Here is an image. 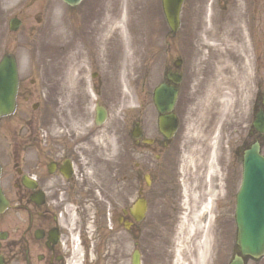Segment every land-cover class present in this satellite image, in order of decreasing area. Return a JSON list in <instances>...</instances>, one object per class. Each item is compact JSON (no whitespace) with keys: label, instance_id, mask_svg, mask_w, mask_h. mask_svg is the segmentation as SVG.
I'll return each mask as SVG.
<instances>
[{"label":"rangeland","instance_id":"rangeland-1","mask_svg":"<svg viewBox=\"0 0 264 264\" xmlns=\"http://www.w3.org/2000/svg\"><path fill=\"white\" fill-rule=\"evenodd\" d=\"M239 5L242 15L235 17ZM12 17L20 20L16 31L8 29ZM241 20L242 32L235 27ZM242 39L249 54L246 77L240 61ZM220 42L232 67L216 72L211 61L216 56L214 44L219 47ZM5 53L15 56L22 86L12 115L0 120L1 178L11 202L5 218L13 219L12 226L16 207L12 181L19 155L26 149L29 154V135L46 113L52 121L50 130L65 141L76 135L75 129H82L80 139L88 140L90 161L97 158L103 169H112L106 176L119 187L120 203L125 183L115 176L117 158L128 163L133 157L135 189L128 202L138 196V187L149 202L134 235L137 247L150 250L144 256L146 264H172L173 241L184 215L197 220L196 233L182 236L184 249L192 254L201 239L200 226L205 225L212 245L205 264L229 261L236 235L233 197L240 177L239 148L251 117L253 94L264 92L263 85L250 82L253 75L257 79L264 74V0H184L175 33L167 26L161 0H81L73 7L61 0H0V58ZM178 58L186 65L187 80L193 81L185 83L182 94L188 103L180 171L153 172L154 189L164 181L166 197L151 199L144 174L154 169L150 164L154 157L143 146L135 147L131 156L127 148L123 151V144L144 87L159 83L163 70L174 68ZM96 103L107 108V119L100 126L93 121ZM96 127L101 129L94 134ZM213 149L216 172L210 173ZM132 242L121 234L117 247L129 256ZM183 255L188 259L184 264H193L189 253Z\"/></svg>","mask_w":264,"mask_h":264},{"label":"flooded vegetation","instance_id":"flooded-vegetation-1","mask_svg":"<svg viewBox=\"0 0 264 264\" xmlns=\"http://www.w3.org/2000/svg\"><path fill=\"white\" fill-rule=\"evenodd\" d=\"M187 72L182 59L176 69L168 67L163 70L160 83L177 90V100L171 111L158 112L153 103L156 86L144 87L141 101L137 100L134 109L136 116L127 128L129 138L124 141L123 151L127 148L132 156L135 147L143 146L154 157L155 161L150 162L154 169L150 172L149 184H145L151 199L165 198L166 191L164 181L154 189L153 172L164 173L170 169L177 172L180 167L183 122L188 103L182 94L187 88L185 83L193 82L190 78L187 80ZM172 73L177 74V83L166 79V75ZM253 77L250 82L255 87L264 86V74L257 79ZM21 88L19 81L17 93ZM24 98L28 100L27 96ZM263 100L264 94L255 91L251 101L252 115L239 148L240 180L245 154L254 142L259 143V152L264 155V134L252 127L254 113L260 109L264 111ZM42 114L29 135L31 150L29 154L27 149L21 151L17 175L12 181L16 200L14 226L11 225L13 219L5 218L6 211L0 214V264H123L125 260L126 264H131L136 249L141 264H146L144 256L150 250L137 247L134 239L140 223H135L131 215L124 212L131 204L129 195L135 189L136 163L133 157L128 163L117 158L115 176L117 179L121 177L125 183L120 203L119 187L113 186L114 179L110 175L106 176L112 169H103L95 155V159L90 161L86 152L88 140L80 139L82 129H75L76 135L65 141L50 130L51 117ZM171 116L176 120L175 126ZM100 129L93 128L94 134ZM7 131L5 129L4 139ZM111 136L116 138L117 134L111 132ZM1 174L0 184L7 196ZM231 196L229 193V200ZM146 201L149 206L147 197ZM125 222L133 224L125 228ZM121 234H127L133 241L129 256L117 247L120 246L118 238ZM230 261L231 256L228 263ZM246 264H264V254L247 259Z\"/></svg>","mask_w":264,"mask_h":264},{"label":"water","instance_id":"water-1","mask_svg":"<svg viewBox=\"0 0 264 264\" xmlns=\"http://www.w3.org/2000/svg\"><path fill=\"white\" fill-rule=\"evenodd\" d=\"M75 5L80 0H63ZM183 0H162V8L173 31L179 25V11ZM19 25L17 19L10 20V29L16 30ZM17 90V67L14 57L5 54L0 60V116L7 115L14 109V100ZM155 101L157 105L162 103V108H170L173 104L174 92L161 86L157 92ZM98 119L104 116L102 109H97ZM255 126L264 132V115L257 116ZM257 147L254 146L246 158V173L243 186L239 190L236 203V225L237 244L240 246V253L259 256L264 249V157L256 155ZM7 207V201L0 190V212ZM145 210V202L138 199L130 213L136 220H141ZM231 264H242V260L235 256Z\"/></svg>","mask_w":264,"mask_h":264},{"label":"bare ground","instance_id":"bare-ground-1","mask_svg":"<svg viewBox=\"0 0 264 264\" xmlns=\"http://www.w3.org/2000/svg\"><path fill=\"white\" fill-rule=\"evenodd\" d=\"M238 11H236L235 13V17L241 16V5H239V9H237ZM97 25V24H96ZM101 25V24H100ZM206 27V26H205ZM235 27L242 32L243 28L245 27V25L243 26V21H238L235 25ZM104 28H107V25H104ZM100 38V36L98 37V39ZM222 40L225 41L226 38L225 36L222 37ZM118 42L120 43V41L118 40ZM221 42H220V46L217 47L216 44H214V46L216 48H214V55H216L213 59V61H211V66L213 67L212 69L216 72H221V70L224 67L227 68H231L232 67V63H231V57H228V54H226L225 56L223 55L224 53H226V48L225 45L223 47H221ZM241 48L240 51H242L243 55H240V61H241V65L244 71V77L248 76L250 74V69L247 66L249 64V54H248V48H247V44L245 42L244 39H242V43H241ZM213 48H211L212 50ZM247 49V50H246ZM212 147V144H211ZM214 155V149L211 152V156H210V160L208 162V168L207 170L210 171V173L212 172H216V167L214 165V161L212 160V157ZM192 160V158L190 159ZM210 191L214 192V189H211ZM205 206H207V203L205 204ZM188 217V216H187ZM186 217V215H184L181 218V223L179 226V236L177 235V237H173L174 239V245H173V260H172V264H184L185 260H188L185 258V256L183 255V252L185 251V253H189V262L193 263V264H205L208 258V255L210 253V249H211V244H210V231L209 229L203 225L200 226V229L202 230V235H201V239L199 241L198 244L194 245L193 250L191 251L192 254H190V251H186L183 247V235L186 234H192L194 235L196 233V225H197V220H194L193 218L188 219ZM203 221L207 220V213H204L203 216ZM190 221V223H189ZM161 226H164V224H162ZM206 227V228H205ZM199 228V227H198ZM199 230V229H198ZM185 234V235H186ZM189 237V236H188ZM185 239V238H184ZM186 242H188V240H186ZM194 258V259H192Z\"/></svg>","mask_w":264,"mask_h":264}]
</instances>
